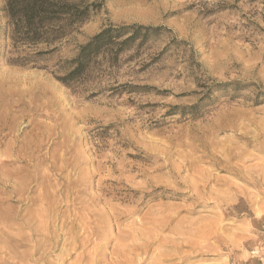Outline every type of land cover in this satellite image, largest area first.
<instances>
[{"label":"rangeland","instance_id":"1","mask_svg":"<svg viewBox=\"0 0 264 264\" xmlns=\"http://www.w3.org/2000/svg\"><path fill=\"white\" fill-rule=\"evenodd\" d=\"M72 1L42 56L0 0V264H264V0ZM108 25L162 30L73 91Z\"/></svg>","mask_w":264,"mask_h":264},{"label":"trees","instance_id":"2","mask_svg":"<svg viewBox=\"0 0 264 264\" xmlns=\"http://www.w3.org/2000/svg\"><path fill=\"white\" fill-rule=\"evenodd\" d=\"M101 6L72 0H5L4 12L12 41L32 48L42 46L37 54L45 56L56 52L62 41ZM161 30L139 25H108L78 48L75 58L60 67L61 75L57 78L75 92L86 90L93 85L97 74L117 68L123 54L142 46ZM197 107H184L181 114H186L185 110L193 113Z\"/></svg>","mask_w":264,"mask_h":264}]
</instances>
